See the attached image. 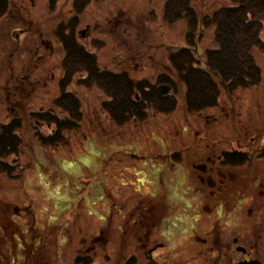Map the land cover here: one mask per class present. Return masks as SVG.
Wrapping results in <instances>:
<instances>
[{"label": "rangeland", "instance_id": "obj_1", "mask_svg": "<svg viewBox=\"0 0 264 264\" xmlns=\"http://www.w3.org/2000/svg\"><path fill=\"white\" fill-rule=\"evenodd\" d=\"M177 2L180 0L173 1L174 10ZM51 4L49 0H11V13L7 12L0 18V125L9 116L5 105L13 104L15 100L17 105L36 108L37 113L46 112L54 106L62 56L60 44L55 42L52 32L59 30L65 33L57 25L65 24L71 31L83 29L87 25L85 34H78L77 37L94 52L92 58L98 61L99 67L102 65L112 70L116 67L115 70L129 73L133 77L131 80L144 77L149 81H153L156 69H160V73L169 76L168 84H173L175 106L172 111L152 113L148 109L141 120L132 118L120 124H114L105 108L104 111L99 109L102 99L107 98L106 91L103 93L94 85H72L78 94V105L82 107L81 131H69L68 141L61 147L41 145L38 141L30 140L23 126L26 112L20 110L19 113L22 119L20 132L25 134V146L21 147L19 160L22 164V179L25 177L22 186L27 182L35 183L33 192H47L48 196L44 194L45 201L38 202L37 197L34 206H53L51 210L57 221L58 234L52 232L49 237L46 236L47 239H43L42 254L48 252V257L43 254L44 259L48 260V264H60L59 261L73 264V253L78 250L79 260L88 257L89 264H119L122 256L133 253L137 245L128 242L126 233L121 234L120 229H113L118 228L122 218L117 222L114 219L115 212L112 216L110 209L102 213L109 207L106 192L119 193L117 199L127 201L126 206L134 213L140 214L144 209L140 216L141 222L135 223L139 228L136 234L143 237L150 229L151 215L154 223L159 214L156 211L157 202L146 201L144 195L156 196L163 181L164 189L158 195L165 192V202L170 205L164 217V230L168 234L171 230L166 226L176 216L183 214L186 226L184 221H180L176 229V233L181 235L191 225L188 216L193 219L195 209L183 213L180 208L174 210L175 206L184 208L193 200L186 194L190 186L192 190L206 189L205 185L198 183L193 169L189 172L190 186L185 180L189 162L197 160L195 153L202 155L207 151V155L213 157L217 151L231 150L232 144L241 137L236 127L249 125V121L257 127H263L264 52L252 49V57L260 68L259 81L252 86L225 91L218 77L210 73L205 64L206 50L213 48L215 43L213 26L206 19L204 21V16L224 4V0H187L186 6L192 12L195 33L189 32L185 19L163 20L159 9L162 0H91L76 16L69 11L71 0H54ZM185 10H179L181 16H185ZM14 29L19 31H11ZM260 29L259 37L264 40L262 24ZM74 35L72 40L75 39ZM189 35L192 36L193 44L188 43ZM42 38L51 39V48L41 44L45 43ZM93 39L100 42L94 45ZM181 47L187 49L188 56L184 60L189 67L193 65L194 69L208 70L207 77L216 82L213 100H218L219 104L215 107L198 110L197 101L189 105L183 96L186 88L184 83L181 93V82L176 80L177 70L171 62V53ZM80 53L83 57L82 50ZM192 53L196 55L194 64L190 61ZM71 64L79 67L82 63L75 61ZM189 70L192 75L194 70ZM51 73L54 74L53 78ZM194 85L198 86L197 80ZM12 86H16V91ZM153 92L150 90L147 96L155 101L164 97H160L163 93ZM217 106L222 110L217 109ZM56 115L60 118L64 116L60 108L56 109ZM36 132L43 136L49 133V126H37ZM252 135L254 133H247L244 138ZM246 140L245 146L254 145L253 137ZM261 142L258 136L257 144ZM121 151H125L129 159L132 156L145 162L130 167L122 166L124 161H117V164L118 155L115 153ZM12 157L9 155L6 159L12 161ZM124 159L127 161L126 156ZM19 163L10 164L14 166V171ZM133 169L138 170L140 176L131 175ZM20 182L15 184L21 185ZM3 183L11 185L8 181ZM235 184L231 183V188ZM217 195L219 198L224 196L222 190ZM202 197L204 201L208 200L204 194ZM235 198L233 192L229 199L234 201ZM196 211L202 220L216 218L220 222L221 218H217L221 216L220 211V215L202 211L199 207ZM98 214L99 218L103 216L102 220L98 219ZM106 223L112 229L106 226L107 229H102L103 232L98 234L97 229ZM220 233L225 236L223 232ZM93 236L97 244L103 247L96 246ZM155 237H163V233L158 232ZM18 260L21 259L18 257ZM10 261L8 259L6 264H16ZM154 263L157 264V261ZM181 263L184 264L183 261ZM189 264L199 263L192 259Z\"/></svg>", "mask_w": 264, "mask_h": 264}, {"label": "flooded vegetation", "instance_id": "obj_2", "mask_svg": "<svg viewBox=\"0 0 264 264\" xmlns=\"http://www.w3.org/2000/svg\"><path fill=\"white\" fill-rule=\"evenodd\" d=\"M86 30L87 25L81 28L78 34H85ZM11 31H19V29ZM41 44L51 48L47 41ZM52 73L51 78L54 76ZM12 87L16 91V86ZM27 108L29 107L24 104L17 105V100L13 101V104L7 103L4 109L9 116L7 121L0 125L3 129H0V264H6L8 259L16 264H28V262L48 264V260L44 259L43 255L45 253L48 257V252L42 254L43 239H47L52 232L58 234L57 221L51 210L53 206L49 204L39 208L34 206L37 197L38 202H43L48 193L33 192L35 183L27 182L22 186L25 177L22 179V164L19 160L21 147L25 146V134L20 132L19 123L13 120L20 110H24L25 113ZM23 123H26V118ZM262 125L263 127L254 125L252 128L254 135L246 138L253 137L254 145L245 146L247 140L244 135L251 129L250 126L245 129L237 128L241 137L232 144L231 150L217 151L213 157L207 155V151L202 155L195 153L197 160L189 162L185 180L190 186L189 172L193 169L198 183L205 185L206 189L205 192L192 190L193 187L190 186L191 189L186 194L188 197H193V200L184 208L180 205L175 206L174 210L180 208L183 213L195 209L193 219L188 216L191 225L184 229L181 235L176 233V229L180 221H184L186 226L183 214L176 216V219L166 226L171 230L168 234L164 230L165 213L170 208L167 202L165 203L169 206L165 207L161 215L158 210L160 206L156 209L159 214L154 223L151 215L150 229L143 237L136 234L139 228L135 224L141 222L143 209L140 214L132 212L130 208L128 212L122 210L126 217L119 224V232L126 233L128 242L136 244L137 249L135 248V251L127 256L124 254L121 260L126 261L129 257H133L134 262L131 264H155L154 261H157V264H182L181 261L189 264L192 259L199 264H239L252 261L264 264V124ZM28 133L29 139L32 140L33 132ZM258 136L262 140L259 144H257ZM243 147L249 149L244 150ZM235 151L245 152V158L242 159V156L231 158L232 152ZM9 155H13V162L6 159ZM230 159L238 162H227L231 161ZM11 163H19L16 171L13 170L14 166L10 165ZM130 174L137 176L134 172ZM4 181L11 182V185L3 183ZM15 182H20L21 185H16ZM233 182L236 184L231 188ZM161 184L159 193L164 189V182L161 181ZM220 190L224 195L222 198L217 195ZM233 192L236 198L231 201L229 197ZM164 193L156 196L165 201ZM203 194L208 200H203ZM105 195L108 197L109 205H113L111 207L114 208L119 193L107 191ZM144 198L146 201L154 200L155 196L146 194ZM235 204L236 209H234ZM198 207L213 215H220L221 212V216L217 217L221 218L220 222L216 218L209 221L202 220L196 211ZM97 217L102 220V215L101 218L99 214ZM158 232H162L163 237H155ZM94 240L96 246L103 247L97 244L96 238ZM18 257L21 260H18ZM59 263L63 264V261Z\"/></svg>", "mask_w": 264, "mask_h": 264}, {"label": "trees", "instance_id": "obj_3", "mask_svg": "<svg viewBox=\"0 0 264 264\" xmlns=\"http://www.w3.org/2000/svg\"><path fill=\"white\" fill-rule=\"evenodd\" d=\"M10 1L0 0V18L7 12L11 13ZM53 1L49 0L50 6ZM89 1L91 0H71V14L79 15ZM173 1L162 0V19L174 21L183 17L188 23L189 32L195 33L192 12L186 6L187 0L177 2L175 10ZM181 9H186L184 11L185 16L180 15L179 10ZM204 18L213 26V42L216 44L213 48L207 49L205 53L208 69L218 77L219 83L227 91L255 85L259 81V69L252 58L251 48L254 46L264 51V40L259 38L260 21L264 18V0H224V4L209 15L204 16ZM57 26L61 27L66 33L57 31V34H60L57 36L61 46L62 63L59 66L60 78L56 89L57 94L53 100L54 106L46 112L30 114V118L36 122L33 129L37 128V124L49 126V133L43 136L36 131L34 132V136L41 145L60 146L67 141L69 131H73V133L81 131L82 107L78 105V94L71 88L72 83L85 87L94 85L103 93L106 91L108 95L106 99L101 101L100 108L102 110H100L104 111L105 108L108 117L115 122L114 124L127 122L126 120L132 118L141 120L147 114L148 109L154 112L167 113L174 108L175 103L171 96L159 98L157 101L147 96L150 90L154 94L153 86H150L147 80H131L124 70L109 71L104 68L100 69L92 58V53L81 43H78L76 39L72 40V31L66 28L65 24ZM81 50L83 57L80 53ZM171 55V62L180 76L179 79L186 86L185 98L188 104L192 105L193 101H197L198 110L206 106L216 105L213 100V95L216 92L215 82L207 77L206 74L208 73L200 70H194L190 75L189 69L191 67L184 60L188 56L187 49L185 47L175 48ZM75 61L81 62V66L75 67L71 64ZM159 77L160 74L156 76L157 81ZM195 80L198 81L199 87L194 85ZM54 108H60L64 116L58 117L52 111ZM13 122L15 121L13 120ZM129 146L131 147L132 144L130 143ZM124 152L115 153L118 155L117 164V161H124L123 165L117 166L118 168L121 165L130 167L129 165L145 162L132 156L129 159V156ZM125 156L127 161L124 159ZM237 156H242L243 159L246 154L241 151L232 152L231 158ZM227 162L237 163L238 161L231 160ZM133 172L137 176L140 175L138 170L133 169ZM153 190L156 194L155 189ZM154 200L157 202V208L160 206L159 215H161L167 207V203L158 196H155ZM147 201L153 200L149 199ZM126 203L128 202L126 201ZM142 207L144 208V205ZM133 262L134 259L129 257L121 264H131ZM73 264H89V258L79 260L75 257Z\"/></svg>", "mask_w": 264, "mask_h": 264}, {"label": "water", "instance_id": "obj_4", "mask_svg": "<svg viewBox=\"0 0 264 264\" xmlns=\"http://www.w3.org/2000/svg\"><path fill=\"white\" fill-rule=\"evenodd\" d=\"M259 264L257 261H252V262H240L239 264Z\"/></svg>", "mask_w": 264, "mask_h": 264}]
</instances>
